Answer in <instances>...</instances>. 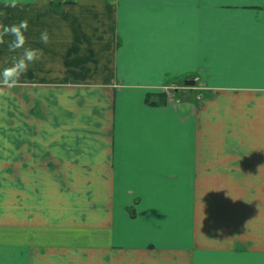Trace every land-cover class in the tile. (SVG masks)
<instances>
[{
  "label": "crops",
  "instance_id": "0c3cea01",
  "mask_svg": "<svg viewBox=\"0 0 264 264\" xmlns=\"http://www.w3.org/2000/svg\"><path fill=\"white\" fill-rule=\"evenodd\" d=\"M0 264H264V0H0Z\"/></svg>",
  "mask_w": 264,
  "mask_h": 264
},
{
  "label": "clouds",
  "instance_id": "9594fccd",
  "mask_svg": "<svg viewBox=\"0 0 264 264\" xmlns=\"http://www.w3.org/2000/svg\"><path fill=\"white\" fill-rule=\"evenodd\" d=\"M21 26L23 28H27V22L26 21H22L21 22ZM11 31L15 32L16 31V27L13 26V28L11 29ZM42 38L44 40H47L48 39V36H47V33L46 32L42 34ZM25 56H26V59H21L19 61V68L21 70H25L26 71L27 70V67H28V63L27 62L34 60L36 58V53H35L34 50L27 49L26 52H25Z\"/></svg>",
  "mask_w": 264,
  "mask_h": 264
},
{
  "label": "rangeland",
  "instance_id": "374dc122",
  "mask_svg": "<svg viewBox=\"0 0 264 264\" xmlns=\"http://www.w3.org/2000/svg\"><path fill=\"white\" fill-rule=\"evenodd\" d=\"M186 88H188V87H186ZM167 91H169V93L170 94H174V92H176L177 91V89L176 88H168V90Z\"/></svg>",
  "mask_w": 264,
  "mask_h": 264
},
{
  "label": "water",
  "instance_id": "95a60500",
  "mask_svg": "<svg viewBox=\"0 0 264 264\" xmlns=\"http://www.w3.org/2000/svg\"><path fill=\"white\" fill-rule=\"evenodd\" d=\"M185 83H186V84L193 85V84H194V81H192V80H189V81H186Z\"/></svg>",
  "mask_w": 264,
  "mask_h": 264
}]
</instances>
